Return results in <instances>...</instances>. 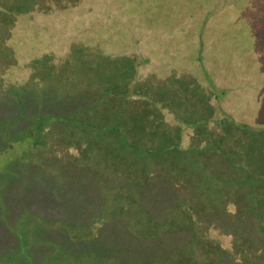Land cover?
<instances>
[{
  "label": "rangeland",
  "instance_id": "obj_1",
  "mask_svg": "<svg viewBox=\"0 0 264 264\" xmlns=\"http://www.w3.org/2000/svg\"><path fill=\"white\" fill-rule=\"evenodd\" d=\"M137 1L132 10H127L123 2L132 0H76L34 13L37 23H28L26 17L29 14L16 18L11 37L16 35L18 41L15 44L9 42L14 53L10 62L12 73L3 71V77L7 76L10 82L4 80L2 83L4 90L11 89L10 93L15 96L23 91L28 94H25L24 115L16 110L15 117L6 118L10 120L8 128H14L9 139L29 134L32 127L41 126L40 120L48 115L58 123L52 141L46 137V146L34 151L39 159L33 160L31 167L37 178H19L21 182H30L31 186L38 184L46 189V173L51 178L55 176L50 172L65 171L67 174L73 170L78 173L85 166H91V175L87 178L94 179L98 172H102L103 166L91 163L109 164L106 160L110 158L104 152L100 154L99 147L110 145V134L89 133L78 124V120L91 123L126 120L130 125L126 129L127 137L138 134L142 138L140 142L161 141L162 144L172 135L175 124L183 128L180 138L183 149L197 144V139L204 144L214 137L226 146L224 141L236 145L243 138L240 133L230 137L235 135L233 128L221 132L211 123L212 120L230 118L236 124L248 125L249 130L264 132V0ZM33 35L38 39L31 40ZM42 76H51L47 78L49 81L61 77L60 85L55 88L61 86L63 91L51 90L43 82L40 84ZM27 82H30L28 86L19 84ZM221 90L226 92L225 95L220 96ZM67 91L68 96L76 100L69 103L55 100L65 97ZM23 106L20 103L21 109ZM139 108L142 113H148L143 118L144 128L136 123ZM189 109L203 115L201 117L208 121V126L200 127L198 131L195 127L186 128L190 120L202 119L197 115L183 117ZM67 118L75 122L68 123L70 126L62 125L60 120ZM15 120H23L22 127L16 125ZM139 120L142 119L139 117ZM45 128L48 126L39 129L40 143L44 142L40 136ZM68 130L72 131L70 136L66 133ZM118 130L124 131L123 128ZM196 132L200 136H196ZM222 133V139H218ZM62 140L67 146L60 150L61 154L70 155L68 161L56 167L53 166L54 158L59 154ZM247 145H243V151L248 155L238 158L243 162V169L251 168L253 173L259 174L257 164L264 167V146L253 151ZM189 150L186 153L159 151V157L151 154L154 157L147 159L148 163H153L150 165L154 177L159 176V184L166 193L170 186L175 188L178 183L183 186L182 192L176 190L167 196L169 200L161 202L166 209L169 203L176 204L177 200L189 201L191 194L195 195L193 199L198 204L201 201L215 204L219 197L214 199L211 194L219 195L218 189L225 186V167L213 163V159L226 156L197 147ZM123 155L124 158L129 156L128 153ZM24 162L27 161L22 160V164ZM129 162L132 164V160ZM119 167L122 168L123 164ZM140 171L136 172L147 179L150 172ZM65 173L57 182L66 195L68 192L65 200L71 201L76 198L78 189L83 190L82 180L78 177L70 179ZM133 173L125 172L127 176ZM42 175L43 181L40 180ZM85 183L92 185L87 188L90 193L96 191L97 186L93 188L95 180L93 183L86 180ZM232 187L236 191L239 186ZM21 191L26 193L29 190L20 189L18 194H22ZM226 192L223 191L222 195ZM58 193H62L61 189ZM38 195L36 200L44 205L47 196L44 193ZM134 200L140 202L142 198L137 195ZM99 204H104L101 198H97L91 209H86L84 219L96 214ZM113 204L115 202L111 201L109 208ZM144 210L151 213L147 206ZM51 213L56 216V211ZM64 213H58V221ZM63 225L71 227V223ZM2 239L9 243L5 236ZM224 244L230 245L228 241ZM82 247L78 246L80 252L87 250L84 249L86 246ZM42 248L43 251L50 248L61 250L50 243ZM88 248L90 252L96 250V247ZM78 256L76 252L68 255L71 260Z\"/></svg>",
  "mask_w": 264,
  "mask_h": 264
},
{
  "label": "trees",
  "instance_id": "obj_2",
  "mask_svg": "<svg viewBox=\"0 0 264 264\" xmlns=\"http://www.w3.org/2000/svg\"><path fill=\"white\" fill-rule=\"evenodd\" d=\"M73 1L76 0H0V264H264V167L257 164L260 173L255 174L251 168L243 169V162L238 158L239 156L242 159V156L248 155L245 150L243 151L245 143H248L247 147L253 151L263 147L264 144L259 143H264V132L257 129L249 130L248 125L236 124L230 118L212 120L211 123L218 126L221 132H227L232 128L236 130L235 135L230 137L240 133L243 138L236 145H229L224 141L226 145L224 146L223 142H217L211 137L210 141L204 144L197 139V144L187 149L180 147L183 128L175 124V128L171 130L172 135L162 144L161 141L140 142L142 138L138 134L127 137L126 129L130 125L126 120H113L112 123L78 120V124L89 133L110 134V145L99 147V153H106L105 156L111 161L106 160L109 164L105 166L102 162L97 165L91 163L103 166L102 172H98L94 179L87 178L91 175L89 169L91 166H85L78 173L73 170L67 174L65 171L50 172L55 176L51 178L46 173V189L38 184L31 186L30 182L19 180L28 176L37 178L31 167V162L39 159L34 151L36 148L46 146L48 143L46 137H50L49 141H52V136L58 130L55 128L58 123H55L56 120L52 121L48 115L47 118L40 120L41 126L37 124L38 126L32 127L29 134L9 139L10 131L12 132L14 128H8L10 120L6 118L15 117L16 110H20L24 115L27 104L25 94H28L27 91H23L15 96L10 93L11 89L5 91L2 83L4 80L10 82L7 76L3 77V71L8 70L12 73L10 62L14 53L9 42L15 44L18 41L16 35L11 37V29L17 17L29 14L26 17L28 23H37L34 13L47 11L48 7L50 9L55 5L61 7ZM147 1L144 0L142 3ZM123 3L127 10H132L138 1ZM45 13L48 15V12ZM37 37L33 35L30 39L37 40ZM35 61L38 62L39 59ZM49 77L42 76L39 83L43 82L44 86H49L51 90L63 91L61 86L59 89L55 88L60 85L61 77L50 81L47 80ZM29 83L19 84L28 86ZM225 93L221 90L220 96ZM55 100L69 103L76 98L68 96L67 91L65 97L61 96ZM20 103L24 104L22 109ZM197 114V111L192 112L189 109L183 117L191 118ZM137 115L136 123L140 128H144L143 118L148 113L146 111L142 113L139 108ZM201 116L196 117L202 118ZM139 117L142 120H139ZM15 121L16 125L22 127L23 120ZM60 121L64 126H70L68 123L75 122L68 118ZM207 123L208 121L203 118L190 120L186 128L195 127L198 131V128L206 126ZM44 125L48 128L43 130L40 137L44 142L40 143L39 129H43ZM119 128H123L124 131L120 132ZM71 132L66 131L69 133L68 136ZM222 135L223 133L218 139H222ZM196 136H200L199 132H196ZM59 144L62 146L58 147L59 154L53 163V166L57 165L56 167L68 161L70 155L61 154L62 148L67 145L63 140ZM76 145L74 143V146ZM194 147L226 156V158L216 156L213 159V163L225 167V186L218 189L219 195L211 194L214 199L219 197L215 200L217 205H208L203 201L198 204L194 202L195 195L191 194L189 201L177 200L176 204L169 203L166 209L161 202L169 200L167 196L173 195L176 190L182 192L183 186L181 187L180 183L174 185L175 188L170 186L166 193L159 184V176L154 177L150 165L153 163H148L147 159L154 157L151 154L158 156L159 151L186 153ZM123 153H128V158H124ZM22 160L27 162L22 164ZM129 160H132V164ZM121 164L122 168L119 167ZM134 168H137L136 171L150 172L147 179L134 171ZM126 171L134 173L127 176ZM64 173L70 179L78 177L82 180L83 190L78 189V197L76 195L71 201L65 200L68 192L66 195V191L57 182ZM111 173L113 175L110 176ZM43 177L42 175L41 181L44 180ZM86 180H90L91 183L95 180L93 188L97 186V189L94 193L87 189L92 185L86 184ZM234 185L239 186L236 191L233 190ZM107 186L110 188L107 189ZM141 187L142 192L139 194ZM23 188L29 191L26 193L21 191L22 194H18L17 191ZM60 189L61 194L58 193ZM223 191H227L226 194L222 195ZM42 193L47 196L44 205L36 200L37 195L40 197ZM137 195L142 201H133ZM209 195L210 193L207 194ZM97 198H101L104 204L97 205L98 212L84 219V212L92 208ZM111 201L115 204L109 208ZM59 203L62 207L58 206ZM146 206L151 213L144 210ZM52 210L56 211V216H53ZM61 211L65 213L58 221V213ZM65 223H71V227H64ZM3 236L9 241L8 244L3 241ZM225 241L230 245L226 246ZM47 243L61 250L58 252L57 249L50 248L43 251L42 247ZM79 245L83 246L82 248L86 246L84 249L87 250L80 252ZM87 246L96 247V250L90 252ZM70 252H76L77 256L78 253L82 255L71 260L68 257Z\"/></svg>",
  "mask_w": 264,
  "mask_h": 264
}]
</instances>
